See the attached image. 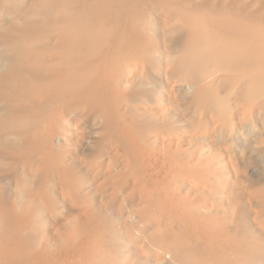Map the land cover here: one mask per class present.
<instances>
[{
  "label": "bare ground",
  "instance_id": "1",
  "mask_svg": "<svg viewBox=\"0 0 264 264\" xmlns=\"http://www.w3.org/2000/svg\"><path fill=\"white\" fill-rule=\"evenodd\" d=\"M248 138L264 0H0V264H264Z\"/></svg>",
  "mask_w": 264,
  "mask_h": 264
},
{
  "label": "rangeland",
  "instance_id": "2",
  "mask_svg": "<svg viewBox=\"0 0 264 264\" xmlns=\"http://www.w3.org/2000/svg\"><path fill=\"white\" fill-rule=\"evenodd\" d=\"M236 152L242 158V166L245 171V181H258L264 178V160L253 150V142L250 138L237 142L234 145ZM249 175V176H248Z\"/></svg>",
  "mask_w": 264,
  "mask_h": 264
}]
</instances>
